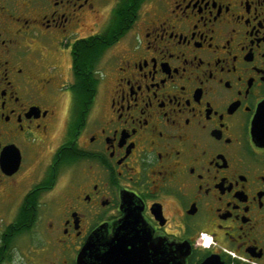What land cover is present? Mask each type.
I'll return each instance as SVG.
<instances>
[{"label":"flooded vegetation","instance_id":"flooded-vegetation-1","mask_svg":"<svg viewBox=\"0 0 264 264\" xmlns=\"http://www.w3.org/2000/svg\"><path fill=\"white\" fill-rule=\"evenodd\" d=\"M119 225L264 264V0H0V264Z\"/></svg>","mask_w":264,"mask_h":264},{"label":"water","instance_id":"water-1","mask_svg":"<svg viewBox=\"0 0 264 264\" xmlns=\"http://www.w3.org/2000/svg\"><path fill=\"white\" fill-rule=\"evenodd\" d=\"M258 137H262L261 134ZM130 230L128 227L122 229L120 225L115 230L114 236L105 245L97 244L100 236L91 237L79 254V264H132L133 260L121 257L123 254H133V247L140 257V264H167L164 256L161 239L153 238L151 229L141 226ZM131 245V248L129 247ZM103 249H101V247ZM130 248V249H129ZM124 251V253H122ZM94 257L95 260L90 259ZM200 264H222L221 261L206 259Z\"/></svg>","mask_w":264,"mask_h":264},{"label":"trees","instance_id":"trees-1","mask_svg":"<svg viewBox=\"0 0 264 264\" xmlns=\"http://www.w3.org/2000/svg\"><path fill=\"white\" fill-rule=\"evenodd\" d=\"M120 22H122L120 25H117V22H113L112 26L110 27L109 30H112V32L117 31L118 27H120L121 25L127 24L125 19L120 20ZM128 29V27H125V31ZM119 35V34H118ZM118 35L113 36L112 34H109L106 39H105V43L102 44L101 48H104L105 46L109 45L110 43L114 42ZM97 37H92L89 38L88 41H95ZM101 38V37H100ZM104 38V37H102Z\"/></svg>","mask_w":264,"mask_h":264},{"label":"rangeland","instance_id":"rangeland-1","mask_svg":"<svg viewBox=\"0 0 264 264\" xmlns=\"http://www.w3.org/2000/svg\"><path fill=\"white\" fill-rule=\"evenodd\" d=\"M29 238L34 239L35 243L43 244L42 241H43L44 235H43V232H36V233L32 234V236H30Z\"/></svg>","mask_w":264,"mask_h":264},{"label":"built area","instance_id":"built-area-1","mask_svg":"<svg viewBox=\"0 0 264 264\" xmlns=\"http://www.w3.org/2000/svg\"><path fill=\"white\" fill-rule=\"evenodd\" d=\"M204 238H206V241H209V237L207 235H204ZM206 244L208 245L209 242H206Z\"/></svg>","mask_w":264,"mask_h":264}]
</instances>
